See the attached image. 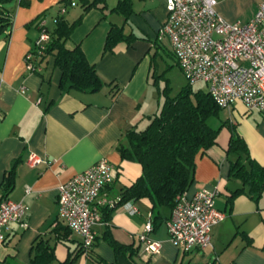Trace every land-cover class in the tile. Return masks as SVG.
I'll return each instance as SVG.
<instances>
[{
  "label": "crops",
  "instance_id": "crops-1",
  "mask_svg": "<svg viewBox=\"0 0 264 264\" xmlns=\"http://www.w3.org/2000/svg\"><path fill=\"white\" fill-rule=\"evenodd\" d=\"M23 1L28 5H22L21 0L5 5L11 25L0 36V194L25 203L30 212L26 229L19 224L11 226L7 242L0 247V264H31L33 246L40 240L55 248L53 264L68 258L71 264H97V257L117 264H264V192L258 200L252 199L240 180L229 178L230 161L237 158L226 153L231 138L228 127L219 133L217 145L196 157L194 181L185 195L187 200L203 189L219 190L216 206L226 219L213 227L212 247L189 253L175 248L167 229L172 210L154 211L151 201L144 198L130 202L139 211L135 215L119 202L106 211L104 208L103 222L96 226L95 247L90 256L85 254L81 237L66 231V224L59 220L58 188L106 159L115 167V180L102 195L121 201L124 190L142 175L141 164L124 160L119 150L129 146L127 133L145 131L163 102L152 84V69L154 63L169 64V59L175 58L167 40L158 39V30L168 19L166 0H105L90 9L77 0L74 8H79L78 12L71 20L65 16L70 24L80 21L66 42L67 48L80 45L101 78L120 85L122 91L117 96L109 87L93 94L75 90L63 94L59 88L62 72L51 55L42 61L41 73L26 72L25 55L39 34L36 21L47 14L55 16V21L58 8L70 0ZM86 1L89 6L94 0ZM217 1L220 16L244 24L254 17L263 0ZM122 2L130 6L129 15L115 10ZM54 21L48 22L52 30ZM112 25L123 27L134 39L102 56ZM205 87L199 89L207 90ZM243 106L238 103L225 109L229 115L226 121L245 139L251 159L264 167V113L249 114ZM237 112L247 117L241 119L240 126L232 122ZM32 154L40 164H30ZM13 169L14 186L7 191L3 181ZM28 188L31 192L27 194ZM239 188L245 192L234 195ZM150 219L154 226L151 238L162 243L159 254H151L140 243ZM108 234L138 250L133 260L116 256L105 238Z\"/></svg>",
  "mask_w": 264,
  "mask_h": 264
},
{
  "label": "built area",
  "instance_id": "built-area-1",
  "mask_svg": "<svg viewBox=\"0 0 264 264\" xmlns=\"http://www.w3.org/2000/svg\"><path fill=\"white\" fill-rule=\"evenodd\" d=\"M77 0L60 9L64 16ZM217 0H166L167 21L158 30V39L167 40L180 70L191 86L205 84L221 109L242 103L246 113H264V0L247 23L229 22L219 15ZM39 31L33 48L24 58L26 72H42V61L52 42L53 30L47 16L36 21ZM20 92H26L25 87ZM31 165L41 160L31 155ZM112 165L102 159L88 170L76 174L58 188L59 220L82 239V247L90 256L97 241L96 226L103 222L102 210L114 207L120 200H110L103 191L114 182ZM31 189H27V194ZM186 195V194H185ZM181 196L172 209L168 222L170 241L175 248L189 253L212 247V229L226 219L216 206L219 190L195 193L192 199ZM125 206L135 215L139 211L130 203ZM30 208L0 194V247L8 240L13 224L28 227ZM150 219L140 235V243L151 254H159L162 243L151 238Z\"/></svg>",
  "mask_w": 264,
  "mask_h": 264
},
{
  "label": "trees",
  "instance_id": "trees-1",
  "mask_svg": "<svg viewBox=\"0 0 264 264\" xmlns=\"http://www.w3.org/2000/svg\"><path fill=\"white\" fill-rule=\"evenodd\" d=\"M14 0H0V36L8 26L10 17L7 15L5 5ZM69 1V0H68ZM90 9L103 4L105 0H94L89 4L81 0ZM21 4L28 5L21 0ZM117 12L129 15L130 6L122 2L115 8ZM52 42L47 51V56L55 57V65L61 70L60 89L63 94L73 90L82 93H98L105 87L115 90L117 96L122 88L113 82H105L99 75L97 66L91 64L80 45L67 48L66 42L72 36L79 20L73 24L68 23L64 16L55 18ZM125 34L124 28L112 25L108 32L102 56L114 52L117 45L122 42H131L134 37ZM164 100L159 112L151 119L145 131L134 130L127 133L129 146L121 147L119 152L124 160L141 164L143 173L138 180L126 188L121 196L120 205L148 198L153 204V210L161 208L173 209L176 201L184 196L191 187L196 170V157L199 153L218 144L219 133L224 127L231 131L228 156H236L235 161H230V179H238L243 186L249 189L252 199L258 200L264 192V167L252 160L250 150L245 139L238 134L236 127L228 121H223L218 129L210 126L209 120L219 116L222 110L215 103L207 90H194L187 85L177 95L171 96L170 88L163 91ZM14 169L6 176L3 186L10 191L14 186ZM245 189L234 192L240 195ZM106 207L104 210H108ZM65 230H70L68 227ZM71 231V230H70ZM108 245L114 250L116 256L133 260L138 250L133 246L120 244L111 235H106ZM34 247V256L31 264H53L56 259L55 248L48 241L40 240ZM97 264L109 263L102 258H96ZM61 264H71L68 258Z\"/></svg>",
  "mask_w": 264,
  "mask_h": 264
},
{
  "label": "rangeland",
  "instance_id": "rangeland-1",
  "mask_svg": "<svg viewBox=\"0 0 264 264\" xmlns=\"http://www.w3.org/2000/svg\"><path fill=\"white\" fill-rule=\"evenodd\" d=\"M12 3V2H11ZM11 3L9 4V6H11ZM60 10V8H58ZM58 10V11H59ZM79 8H71L69 10V12H67L66 14H64V17L66 16L67 19H72L74 17V15L78 12ZM48 16V22L50 24L53 23L54 21V17H52L51 15L47 14ZM57 16V15H56ZM169 64L166 63H161L159 62V65L157 66L156 63L153 64V69H152V84L154 85V87H156L157 91L159 92V97L161 98V100H164V95H163V91L166 88H170L171 91V96H175L177 95L181 90H183L184 87H186L187 85H190L189 80L187 79V77L185 76V74L183 73L182 70H180V67L177 65V62L174 59H169L168 61ZM201 85H204L203 83L201 84H197L192 86V88L194 90H198ZM207 89V86L205 87ZM247 118L246 115H243L242 113L237 112L235 114V116L233 117V123H237L240 126L241 123V119H245ZM229 119V115L228 112L224 109H222L220 111V115L219 116H215L210 118V120L208 121L210 126L213 127L214 129H218L223 121H226Z\"/></svg>",
  "mask_w": 264,
  "mask_h": 264
}]
</instances>
